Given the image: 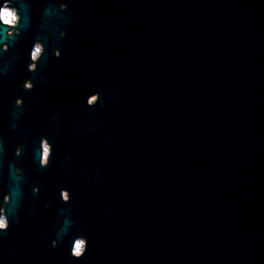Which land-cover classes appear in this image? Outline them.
Here are the masks:
<instances>
[{
  "label": "water",
  "instance_id": "water-1",
  "mask_svg": "<svg viewBox=\"0 0 264 264\" xmlns=\"http://www.w3.org/2000/svg\"><path fill=\"white\" fill-rule=\"evenodd\" d=\"M88 4L118 23L88 35L118 59L117 103L88 145L117 160L89 204L118 240L90 243L88 264H264V0ZM74 68L31 76L32 91L69 89Z\"/></svg>",
  "mask_w": 264,
  "mask_h": 264
},
{
  "label": "flooded vegetation",
  "instance_id": "flooded-vegetation-1",
  "mask_svg": "<svg viewBox=\"0 0 264 264\" xmlns=\"http://www.w3.org/2000/svg\"><path fill=\"white\" fill-rule=\"evenodd\" d=\"M88 1L0 0L19 17L0 20V264H88L90 243L118 240L89 204L103 199L101 177L117 160L88 152L117 103L105 82L115 81L118 62L114 44L88 35L117 30V13H89ZM56 65L75 67L67 90L51 84ZM31 76L52 81L32 91Z\"/></svg>",
  "mask_w": 264,
  "mask_h": 264
},
{
  "label": "clouds",
  "instance_id": "clouds-1",
  "mask_svg": "<svg viewBox=\"0 0 264 264\" xmlns=\"http://www.w3.org/2000/svg\"><path fill=\"white\" fill-rule=\"evenodd\" d=\"M65 5H61V8H64ZM19 17L16 13L15 9H9L7 6H5L3 9H0V20H3L5 24L9 25H15L18 21ZM40 47H37L34 52V56H39L40 54ZM7 223L5 218L3 217L2 214H0V229L6 228ZM77 252L80 251V245L76 246Z\"/></svg>",
  "mask_w": 264,
  "mask_h": 264
}]
</instances>
